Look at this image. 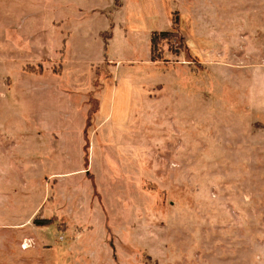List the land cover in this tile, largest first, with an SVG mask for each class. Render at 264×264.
<instances>
[{
  "label": "rangeland",
  "instance_id": "374dc122",
  "mask_svg": "<svg viewBox=\"0 0 264 264\" xmlns=\"http://www.w3.org/2000/svg\"><path fill=\"white\" fill-rule=\"evenodd\" d=\"M115 1L0 0V264H264V0Z\"/></svg>",
  "mask_w": 264,
  "mask_h": 264
},
{
  "label": "trees",
  "instance_id": "16d2710c",
  "mask_svg": "<svg viewBox=\"0 0 264 264\" xmlns=\"http://www.w3.org/2000/svg\"><path fill=\"white\" fill-rule=\"evenodd\" d=\"M115 5H116V7H119V2L117 0L115 1ZM171 25H172V28H174V29L178 28L177 17L171 18ZM111 29H112V25L110 24L109 29L100 32V36L102 37V39L104 41V45H103L104 50H106V48H107V40L112 36ZM176 37H178L177 32L171 31V30L170 31H161V32H158V31L151 32L150 43H149L150 59L152 61L162 60V54H161L162 52H161L160 48L158 47L159 44H161V42H163L165 40L173 39ZM64 46H65V40H63V46L60 50L61 57L58 59V65H57V67L53 68V72L58 76H60L62 74V70H63V57H64L63 54H64V50H65ZM104 54H105V52H104ZM102 64H103V67L99 68L98 72H97L96 83L98 82L99 85H100V80H103L106 77V75L101 74L102 69H104V71H105L106 67L109 66V64H111V63H109L105 57ZM102 64H101V66H102ZM23 70H25L26 72H34L37 74H42L43 73V66L41 65V62H39L37 65L26 64L25 66H23ZM107 75H109V74L107 73ZM100 87L101 86H99L98 89H100ZM93 109H95V107ZM95 112H96V110L93 112V114ZM91 113L89 115H87L89 118L93 117V114L91 117ZM48 221H49L48 219H41L38 221L36 219H34V222L39 224V225L46 224V223H48Z\"/></svg>",
  "mask_w": 264,
  "mask_h": 264
},
{
  "label": "crops",
  "instance_id": "0c3cea01",
  "mask_svg": "<svg viewBox=\"0 0 264 264\" xmlns=\"http://www.w3.org/2000/svg\"><path fill=\"white\" fill-rule=\"evenodd\" d=\"M178 24H179V23H178ZM112 26H113V25H112ZM106 30H107V29H106ZM103 31H104V30H103ZM100 32H101V31H100ZM111 37H112V36H111ZM111 37H110V38H111ZM110 38H109V39H110ZM109 39H108V40H109ZM108 40H107V44H108ZM64 52H65V51H64Z\"/></svg>",
  "mask_w": 264,
  "mask_h": 264
}]
</instances>
